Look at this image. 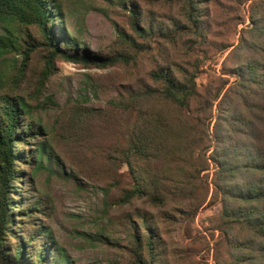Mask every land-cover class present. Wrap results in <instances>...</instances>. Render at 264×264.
<instances>
[{
  "label": "trees",
  "instance_id": "1",
  "mask_svg": "<svg viewBox=\"0 0 264 264\" xmlns=\"http://www.w3.org/2000/svg\"><path fill=\"white\" fill-rule=\"evenodd\" d=\"M102 1L124 9L121 14H126L131 33L116 29V35L131 50H144L137 37L173 40L188 34L193 43H199L206 32L199 0H174L184 4L186 24L167 33L145 16L140 18L134 8L124 7L125 0ZM249 11L250 26L227 55L237 62L224 73L228 75L224 83L213 93L198 89L196 58L177 75L169 69L150 71L152 83L107 101L110 142L101 150L106 173L112 174L107 187L117 188L118 204L141 198L161 204L171 201L173 208L185 204L194 213L208 198V202H218L221 222L217 228L226 235L227 245L223 264H264V0H252ZM62 23L56 0H0V264H71L61 248L47 252L49 233L41 226L22 230L15 226L27 235L28 243L13 236L12 208L22 206L21 213L31 225H35L32 216L42 208L26 194L20 199L22 205H13V182L22 179L16 176L17 163L29 158L32 170H39L44 144L36 142L34 149L24 151L27 142L43 132L42 126L32 117L36 104L8 85L6 73L13 69L19 78L29 55L40 48L45 50L42 75L47 79L56 58L105 68L129 65L136 57L129 52L110 56L89 54L84 48L80 52L74 38L61 36ZM14 54L22 56L18 66L7 59ZM15 144H21L20 152L15 151ZM119 164L128 168L130 187L118 185L114 169ZM102 189L107 196V188ZM141 223V233L131 228L134 261L154 264L157 234L144 218ZM141 247L145 257L139 255ZM48 254L52 255L49 259Z\"/></svg>",
  "mask_w": 264,
  "mask_h": 264
},
{
  "label": "rangeland",
  "instance_id": "2",
  "mask_svg": "<svg viewBox=\"0 0 264 264\" xmlns=\"http://www.w3.org/2000/svg\"><path fill=\"white\" fill-rule=\"evenodd\" d=\"M56 1L63 16L61 36L74 38L80 52L83 48L101 56L129 52L136 57L129 65L105 68L56 58L53 74L47 79L42 75L45 50L40 48L29 55L19 78L13 69L6 73L8 85L31 105L36 104L32 117L42 126L43 132L30 139L24 151L34 149L36 142L44 144L39 170H32L29 158L17 163L16 176L22 179L13 182V205H22L20 199L26 194L29 201L38 200L42 208L32 216L35 225L26 222L22 206L12 208L13 236L25 243L27 235L15 226L23 227L21 230L41 226L49 233L51 246L47 252L52 247L61 248L71 264H137L131 228L141 233L144 218L157 234L154 264H223L227 261V245L226 235L217 228L221 222L218 202H208V198L194 213L185 204L173 208L171 201L161 204L141 198L118 204L117 188L107 187L112 174L106 173L101 150L110 142L105 117L111 109L107 101L130 88L152 83L150 71L169 69L177 75L180 69H189L196 58L198 89L213 93L224 83L228 79L224 73L237 62L227 55L238 44L243 29L250 26L252 0H199L200 10L206 15L201 20L206 32L199 43H193L188 34L173 40L137 37L144 50H131L118 40L116 29L131 33L126 14H121L123 8L102 0ZM124 7L134 8L140 18L145 16L163 33L186 24L182 2L125 0ZM225 45L229 48L221 49ZM21 58L14 54L7 59L18 66ZM20 145H14L15 151H21ZM114 170L118 185L130 187L128 168L119 164ZM203 173L200 176L204 177ZM102 188H107V196ZM140 253L145 257L144 247L139 248ZM51 257L47 255V259Z\"/></svg>",
  "mask_w": 264,
  "mask_h": 264
}]
</instances>
